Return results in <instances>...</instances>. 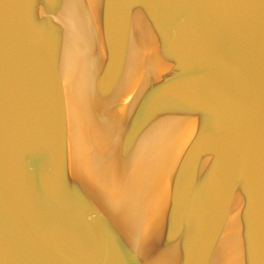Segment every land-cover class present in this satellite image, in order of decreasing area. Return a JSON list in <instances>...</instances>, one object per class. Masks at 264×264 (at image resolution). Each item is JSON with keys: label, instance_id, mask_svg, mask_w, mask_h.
I'll list each match as a JSON object with an SVG mask.
<instances>
[{"label": "water", "instance_id": "water-1", "mask_svg": "<svg viewBox=\"0 0 264 264\" xmlns=\"http://www.w3.org/2000/svg\"><path fill=\"white\" fill-rule=\"evenodd\" d=\"M51 1L57 8H66L69 31L73 37H89L96 66L104 76L109 74L112 64L106 62L100 33L85 0ZM174 1L161 0L155 6L157 19L148 27L137 55L133 104L125 124L126 143H122L120 163L110 166L100 180L94 181L88 188V198L77 194L74 186L64 180L62 149L56 143V115L52 128L42 132L43 142L41 136L32 139L34 151L36 143L48 152L47 166L42 167L44 174L32 172L29 182L22 176V193L15 190L5 168L6 127L0 110V264H144V259L145 264H209L216 254L229 173L224 171L223 182L214 178V198L207 208L204 206L205 211L194 217V210L188 208L190 203L200 201L206 205L201 195L203 176L210 172L213 178L215 164L227 159L234 120L243 116L253 100L259 101L263 118L261 160L264 159V0H188L193 4L190 11L195 12L191 26H176L173 15L179 4ZM6 2L0 0V104L6 85L2 43ZM119 7L118 12L122 5L113 0L111 12ZM188 10L185 9L187 14ZM233 26H240L241 33L232 48L225 50L226 56L218 55L215 49L224 41L221 37ZM20 28L22 25L18 33ZM119 33L117 27V36ZM20 36L10 44L12 57L17 51L20 54L21 47L28 51L39 47L30 40L22 42L24 38ZM117 39L112 46L118 44ZM172 49L179 52L178 61L169 68L166 64L173 60V54L168 55ZM24 59L27 64L18 63L19 71L23 69L24 73H18V82L23 76L25 81L36 83V77L47 84L49 106L52 103V109L57 111L54 68L47 58L41 64L40 58L29 52ZM181 60H187L186 64ZM159 68H164L163 77L158 76ZM192 78L199 97L193 106L199 119L192 142L186 139L192 118L189 115L185 122L181 117L184 123L180 132L170 135L165 125L167 135L157 136V129L165 130L158 121L159 112L160 121L169 123L166 118H170V111H165L171 105L169 96L178 86L187 92ZM111 83L106 82V90L112 88ZM164 96L168 100L158 105ZM182 96L187 100V94ZM230 165L228 162V171ZM259 256V251H240L234 261L226 264H261Z\"/></svg>", "mask_w": 264, "mask_h": 264}, {"label": "bare ground", "instance_id": "bare-ground-1", "mask_svg": "<svg viewBox=\"0 0 264 264\" xmlns=\"http://www.w3.org/2000/svg\"><path fill=\"white\" fill-rule=\"evenodd\" d=\"M6 1L2 43L7 66L4 74L6 82L4 101L1 100L0 104L2 118H0L3 119L6 127L4 161L9 181L17 188L15 190L22 193V185H24L22 176L29 182L32 172L43 173L42 167L47 166L45 164L49 159L48 152L42 145L38 146L36 143L34 151L32 146L35 139H32L38 136L42 138V132L52 128L56 115V143L62 149L64 180L69 186H74L77 194L88 198L90 193L88 188L93 186L94 181L96 183L100 180L110 166L120 163L122 143H126L123 140L125 124L133 104V80L137 55L149 33L148 27H151L157 19L155 6L161 0H117L122 8L120 12H118L120 7L118 10L115 9V13L111 12L113 0H85L100 33L99 42L107 55L106 62L108 65L112 64L113 69L108 71L109 74L105 73V76L96 66L89 37L83 39L80 35L73 37V33L69 31V14L64 6L57 8L56 3L51 0ZM175 3L179 4L178 12L173 15L176 26L181 23L187 26L193 25L195 12L190 11L193 6L192 1L175 0ZM185 9H189L188 14ZM21 25V33H18L17 28ZM117 27L120 28V37L117 36ZM192 28L189 32L193 31ZM224 33L221 37V41H224L215 51L218 55L226 56L227 51L234 45L237 34L241 33L240 26H233L230 32L226 30ZM18 36L21 40L24 38L22 42L30 40L35 45L37 43L40 48L36 45L37 50L30 47L28 51L21 47L20 54L17 51L12 57L14 52L12 48L11 54L10 44ZM116 39L119 40L118 44L112 46V42ZM28 52L31 56L37 55L41 64H45L48 60L54 68L59 96L58 112L52 109V103L51 108L49 106L47 84H42L36 77H34L36 83L31 79L25 81V77L22 76L23 69L19 71L18 63L23 66L27 64L24 55ZM174 52L175 49L168 52V55L173 54V60L166 64L169 68L174 65L178 57L179 52L177 51V54ZM16 59L17 63L13 61ZM183 61V64H186L187 60L179 62ZM46 65L49 67V64ZM18 73H22L20 82H18ZM164 73L163 68L158 76L163 77ZM106 80L108 84L109 81L112 82V88L108 90H106ZM152 82L154 84L155 81ZM193 82L192 78L187 92L182 91V87L178 86L176 87L178 90L176 91L175 88L169 96L171 105L165 110L170 111V118H166L169 123L163 119L160 121L161 112L158 116V121L163 123V126L167 125L170 135L182 130L188 115L192 117L189 118L191 123L187 125L189 138L186 139L190 142L193 140L194 127L199 119L198 113L193 109L194 102L199 98ZM181 94H187V100L183 96L181 98ZM164 97L163 101H158V105L168 98ZM232 97L236 96L232 95ZM257 102L259 103L253 100L249 103L252 107H257L256 109L245 103L247 107L242 112L243 116L240 115L234 120L235 129L230 135L227 159L223 164L221 161L215 164L213 178L209 177L210 172L203 176L201 195L206 205L200 201L193 205L190 203L188 208V211H195L196 214L193 211L194 217L198 216V212L205 211L204 206L207 208L208 203H212L214 198V178H219V181L223 182L226 175L224 171L229 173L227 179L229 187L223 203L224 219L221 235L217 242L216 254L209 264L232 262L240 251H259L261 264L264 262V159L261 160L263 144L261 119L263 118ZM208 113L205 112V115ZM167 128L165 126L164 131L157 129V136L167 135ZM43 139H40L41 142ZM228 162L231 164L229 171ZM142 263L145 264L146 260L144 259Z\"/></svg>", "mask_w": 264, "mask_h": 264}]
</instances>
